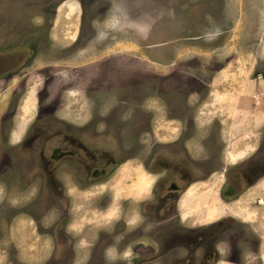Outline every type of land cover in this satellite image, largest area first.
Listing matches in <instances>:
<instances>
[{"label":"rangeland","instance_id":"374dc122","mask_svg":"<svg viewBox=\"0 0 264 264\" xmlns=\"http://www.w3.org/2000/svg\"><path fill=\"white\" fill-rule=\"evenodd\" d=\"M29 42L36 46L32 64L20 68L18 62L20 70L0 83V218L18 206L36 217L32 210L49 206L52 191L56 198L51 203L57 206L64 183L68 185L64 165L55 170L59 180H52L40 164H33L35 153L22 146L37 112L54 113L50 122L55 135L47 148L55 138H63L65 127H71V136L79 134L89 117L100 121L98 137L108 153H116L117 141H133L137 120L151 126L161 141L174 140L172 149L185 152L201 142L214 156L226 149L233 159L257 143L264 118V0H0V45ZM17 97L11 116L9 107ZM132 164L116 167L104 185L109 187L105 227L132 201L122 198L149 183ZM219 187L221 179L215 174L210 183L186 190L180 206L185 223H190L189 212H195V193L205 190L216 202ZM58 206H64L63 200ZM235 206L242 210L249 204L239 198ZM51 215L43 218L41 227L31 221L25 255L18 246L21 239L12 245L3 241L0 264H183L160 262L157 253L146 261H130L127 242L118 241L119 236L92 247L96 220L94 227L87 224L88 232L81 230L83 240H76L71 253L59 236L61 225L51 239L46 234L56 226ZM119 217L125 218L127 230L140 220L125 212ZM6 229L3 220L0 236ZM53 250L62 257L53 260ZM90 253L86 263L68 260L69 255L85 258Z\"/></svg>","mask_w":264,"mask_h":264},{"label":"flooded vegetation","instance_id":"af4514ba","mask_svg":"<svg viewBox=\"0 0 264 264\" xmlns=\"http://www.w3.org/2000/svg\"><path fill=\"white\" fill-rule=\"evenodd\" d=\"M47 37H44V41H47ZM34 50L36 46L32 42L26 45L1 43L0 83L3 84V80L6 81L19 68L15 67L18 62L20 68L29 67ZM18 98L10 104L11 116L20 101ZM0 100L3 101V97ZM53 115V112H37L33 124L25 130L27 134L22 146L35 153L33 164H40L52 180L54 177L59 180L55 170L58 166H65L68 185L64 183V192L59 197L64 206H58L59 200L57 206L52 205L51 202L56 198L52 191L49 206L32 210H36V217L24 206L12 207L14 212L11 210L10 214L3 213L1 216L6 223L16 215H27L33 224L38 223L35 227H41L40 222L45 216L49 219L51 212L52 224L56 226H52V230L46 234L51 239L54 232L59 234L57 226H62L63 233L59 236L63 237L71 253L76 251L73 250L76 240H83L84 233L81 230L88 232L90 227L88 230L87 224L94 227L96 220L98 232L92 247L101 245V240L109 242L119 236L118 241L127 242L131 252L130 261H146L153 253H157L156 258L160 262L264 264V119L254 148L232 159L233 156L227 155L226 149L221 150L219 156H214V150H206L201 142L196 148L189 149L190 153L189 150L172 149L174 140L161 141L151 126H145L139 120L134 122L133 141L127 144L117 141L114 149L116 153H108L98 137L97 126L100 121L91 117L83 121L79 134L71 136V127H65L63 140L57 137L53 145L47 148V141H51L55 135V128L50 122ZM41 130H46L42 134L44 136ZM217 135L221 137L220 132ZM125 162H132L131 168L137 167L144 172L149 183L145 190L133 188L127 197L122 198L132 201L129 200L128 207L112 218L113 223L108 228L104 226L103 220L109 203V187L104 188V185L110 180L113 170ZM184 162L190 166L184 167ZM0 167H3V110L0 112ZM0 174L3 175V171ZM215 174L216 178L221 179V187L214 195L216 202H212L213 199L206 195L205 190L195 193L192 200L195 212H189L190 223H185L180 210L183 194L191 186L210 183ZM32 182L29 181L27 185ZM0 183L3 184V180ZM139 194L143 196H134ZM239 198H245L249 206L242 210L236 207ZM0 208L3 209V206ZM123 212L129 217L138 215L140 220L127 230L125 218L119 217ZM60 247L56 246V251H60ZM51 255L53 260L62 257L54 250ZM91 255L85 258L69 255L68 260L86 263Z\"/></svg>","mask_w":264,"mask_h":264},{"label":"crops","instance_id":"0c3cea01","mask_svg":"<svg viewBox=\"0 0 264 264\" xmlns=\"http://www.w3.org/2000/svg\"><path fill=\"white\" fill-rule=\"evenodd\" d=\"M264 119V118H263ZM3 225V220L2 218H0V226ZM31 225V220L29 218V216L27 215H16V217L6 223L7 229H6V234L5 236H0V247H3L4 242H6V244L8 243L9 245H12L13 240H15L16 242L19 241L20 239L22 240L21 242H19V247H21V249L24 251L22 252V256L25 255V253H28V248H25V246L27 245V236H29V233L27 232V230L32 231L31 229H29L28 227ZM27 232V233H26ZM33 233V232H31ZM26 234V235H25ZM4 241V242H3ZM15 242V244H16ZM17 247V244L14 245ZM33 254H35V251H32ZM49 254V252H48ZM18 256V253H17ZM17 259V257H16ZM6 259H3V261ZM8 261H10V259H8ZM20 261V260H19ZM5 262V261H4ZM10 264H12L11 262H9Z\"/></svg>","mask_w":264,"mask_h":264}]
</instances>
